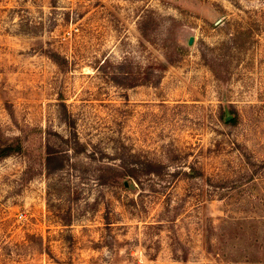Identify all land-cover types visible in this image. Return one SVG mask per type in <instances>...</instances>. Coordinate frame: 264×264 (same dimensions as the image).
<instances>
[{
    "label": "rangeland",
    "instance_id": "374dc122",
    "mask_svg": "<svg viewBox=\"0 0 264 264\" xmlns=\"http://www.w3.org/2000/svg\"><path fill=\"white\" fill-rule=\"evenodd\" d=\"M0 129V264H264V0H0Z\"/></svg>",
    "mask_w": 264,
    "mask_h": 264
},
{
    "label": "trees",
    "instance_id": "16d2710c",
    "mask_svg": "<svg viewBox=\"0 0 264 264\" xmlns=\"http://www.w3.org/2000/svg\"><path fill=\"white\" fill-rule=\"evenodd\" d=\"M173 32L171 31L166 35L164 41H163V46L165 47V52H166V58L168 63H174L179 54H182L184 50L186 49V45L178 41L175 36L176 34L172 35ZM163 65L167 66L166 62L163 61ZM62 136V135H61ZM24 148L23 145V140L20 135H7L4 132L1 131L0 129V158L7 157L12 153L19 152ZM60 151H57L55 149H49L47 148V153H46V160L48 164H51L53 161L57 160L58 158L62 157L64 158L63 155H59ZM250 162V168L249 171L252 172V169L256 164L255 162ZM248 162V164H249ZM260 165H263L264 168V159L260 161ZM100 170L102 176L105 174H108V177L104 176L103 180L104 182H110L112 184H122L123 179L121 180L122 176H124V172H121L120 169L113 164H107V165H100L98 167ZM192 175L193 176H198L200 173L197 171V169L193 168ZM255 171H253L254 173ZM252 174V173H251ZM126 178V177H125ZM124 184V183H123Z\"/></svg>",
    "mask_w": 264,
    "mask_h": 264
},
{
    "label": "water",
    "instance_id": "95a60500",
    "mask_svg": "<svg viewBox=\"0 0 264 264\" xmlns=\"http://www.w3.org/2000/svg\"><path fill=\"white\" fill-rule=\"evenodd\" d=\"M193 35H191L190 37H189V40H188V43L189 44H192L193 43ZM231 114H227L226 115V119H230L231 118ZM123 183H124V185L126 186V187H135V183H134V181L132 180V179H129L128 177H126V178H124L123 179Z\"/></svg>",
    "mask_w": 264,
    "mask_h": 264
}]
</instances>
